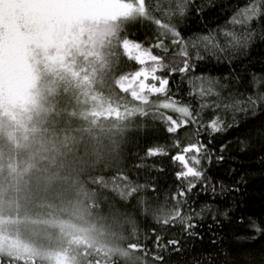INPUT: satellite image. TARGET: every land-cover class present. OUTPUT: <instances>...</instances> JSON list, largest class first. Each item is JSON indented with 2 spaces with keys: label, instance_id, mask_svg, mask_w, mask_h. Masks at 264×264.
<instances>
[{
  "label": "trees",
  "instance_id": "1",
  "mask_svg": "<svg viewBox=\"0 0 264 264\" xmlns=\"http://www.w3.org/2000/svg\"><path fill=\"white\" fill-rule=\"evenodd\" d=\"M198 2L204 5V12L199 15L189 12L180 21L179 27L185 39L222 25L233 7L244 0H198ZM130 19L119 24V36L127 29V34L132 39L141 41L145 46L155 42L156 30L153 25L147 22L131 24ZM257 31H264V26L258 25ZM115 54L119 55V51L117 50ZM109 58L110 63L104 70L109 77L103 80L104 88L83 89L80 85L85 81L82 70L76 72L72 78L60 71L55 76L53 88L45 86L41 89L39 107L44 128L47 127L55 133H67L74 138L71 141L73 147L86 151L80 163L75 162L81 171H77L75 175L79 179L76 182L87 190L88 206L92 214L100 218L101 224L113 225L114 235L116 234L113 249L111 251L94 249L97 254L93 258L99 257L102 264L105 261L112 264L113 258L116 264H127L126 258L122 256L127 244L140 241L151 250L150 255L158 254L164 257L162 264H264V238L260 236L253 238L249 231V221L264 223V110L258 108L254 115L236 113L235 122L230 112L218 110L225 125L231 126L225 127L220 133L212 134L211 143L209 137L202 133L203 142L208 143L212 159L211 162L202 160L200 167L205 170L206 179L196 181L197 187L189 194L188 203L200 213V216L194 221L197 224L193 230L195 235L188 236L179 226L169 228L157 223L154 218L142 216L131 208H125L118 200L116 192L103 191L89 180V174L92 176L102 174L110 180L117 171H120L129 176L133 184L145 185V188L136 195L153 207H171V195L179 190L180 185H187V181H177L175 173L181 166L171 159L177 152L173 146L176 136L165 131L166 125L163 122L136 120L133 111L139 102L116 88L115 72L121 70L131 73L139 70L140 66L121 58L120 66L117 68L114 58L112 56ZM191 75L218 79L221 83L228 84L232 95L242 99L243 96L252 94L253 76L264 78V39H255L246 50L237 53L230 61L197 62L195 72ZM111 77L113 82L109 79ZM170 80L171 94L177 102L200 112L201 119L207 121L211 110L208 108L201 110L200 106L218 102L216 98L189 95L191 85L181 79L180 74L170 77ZM107 100L120 101L123 113L107 115L100 111L99 114V109H102ZM54 110L67 112L68 115L63 116V119L71 118L72 126L79 125L81 131L73 135L68 126L59 121L57 126L53 127ZM139 123L140 128L136 131ZM101 129H114L116 135L104 143L101 139L95 141L91 138L92 134L101 132ZM194 132L195 130L189 127L179 134L182 146L195 141ZM78 138H82L81 144L77 142ZM1 143L13 146L9 140L0 139V145ZM222 145L223 152L220 151ZM157 147L169 154L152 157L146 155L148 149ZM14 148L10 149L11 152L7 151L6 158H3L5 151L0 150L4 159L3 162L2 158L0 159V165H3V168L7 167L5 171L7 181H16L20 177L17 171L21 168L19 158L21 153L18 148ZM96 150H99V155H96ZM221 155L224 159L217 161L216 157ZM22 156L29 158L22 172L29 171L35 165V158L33 155ZM12 160L16 164L11 165ZM84 160H87L88 167L84 166ZM0 175V181H4L2 170ZM201 183L207 184L208 187L201 188ZM153 187L155 192L150 190ZM131 203L135 205L136 199L133 198ZM109 204L119 207L120 213L110 210ZM133 227L136 229L135 237ZM153 230L165 240H180V251L175 252L171 247L155 249L152 242ZM37 264L42 263L38 260ZM147 264H153L152 260L148 259Z\"/></svg>",
  "mask_w": 264,
  "mask_h": 264
},
{
  "label": "rangeland",
  "instance_id": "2",
  "mask_svg": "<svg viewBox=\"0 0 264 264\" xmlns=\"http://www.w3.org/2000/svg\"><path fill=\"white\" fill-rule=\"evenodd\" d=\"M51 2L56 6L40 9V0H0V139L13 145L1 143L0 150L5 151L3 158L14 147L21 153L19 180L7 181V167L0 165L5 177L0 181V242L30 248L31 256L42 264H56L55 257L63 264H84L85 252L93 257L94 249L111 251L116 234L113 225L101 224L92 214L89 194L76 182L75 175L81 171L75 162L80 163L86 151L73 147L74 138L67 133L43 127L41 89L53 88L60 71L72 78L81 70L83 89L104 88L103 80L109 77L104 70L119 38L118 26L134 16L135 9L123 0ZM124 12L129 15L123 16ZM150 66L149 61L143 67ZM120 83L128 86L124 93L139 91L135 81ZM121 105L107 100L99 114L120 115ZM100 131L91 138L104 143L116 135L114 129ZM22 154L35 158L29 171L22 172L29 159Z\"/></svg>",
  "mask_w": 264,
  "mask_h": 264
},
{
  "label": "snow or ice",
  "instance_id": "3",
  "mask_svg": "<svg viewBox=\"0 0 264 264\" xmlns=\"http://www.w3.org/2000/svg\"><path fill=\"white\" fill-rule=\"evenodd\" d=\"M129 2L135 9V14L129 22L131 24L147 22L153 25L156 36L154 43L145 46L141 41L132 39L127 34V29L120 33L115 49L109 52V55L114 58L115 65L119 68L121 58H124L141 67L131 73L121 70L115 72L116 88L120 92H128V86L120 81H135L139 91L129 93L133 100L139 102L133 111L134 118L140 122H163L166 125L165 131L176 136L173 146L177 152L171 156V159L181 166L180 170L175 173L177 181H187V185H180L179 190L171 195V207H153L136 195L145 188V185L133 184L130 177L120 171H117L110 180L102 174L95 176L89 174V180L103 191L116 192L118 200L125 208H131L142 216L154 218L157 223L166 227L179 226L184 234L193 236L195 235L193 230L197 227L194 221L196 217L200 216V213L189 205V194L192 189L197 187L196 181L206 179L205 170L200 167L202 160L211 162L212 159L208 143L203 142L202 133L209 137V143H211L212 134L220 133L225 127L231 126L225 125L218 110L230 112L233 122H235L236 113L254 115L258 108L264 110V78L253 76L252 94L243 96L241 99L232 95L228 84L221 83L212 77L191 74L195 72L197 62L230 61L237 53L246 50L255 39H264V31H257L258 25L264 26V0H244L243 3L233 7L232 12L222 25L210 29L206 33L193 35L188 39H185L179 24L189 12L197 15L204 12V5H201L198 0H123L124 4ZM37 6L40 9H50L56 5L51 0H40ZM122 15L127 17L129 13L124 12ZM116 50L119 51V55L115 54ZM154 50H159V54L154 53ZM149 61L151 66L143 67ZM28 63H31V59ZM177 74H180L181 79L191 85L189 95L215 97L218 101L212 104H201V110L205 108L211 110L207 121H203L200 112L194 111L190 106L178 104L176 98L171 94L170 77ZM149 94L155 99H150ZM57 103L59 104V101ZM172 113L179 114L181 118H175ZM65 115L68 113L54 110L52 113L53 127H56L59 121L67 125L73 135L79 133L80 126L73 127L71 118L63 119ZM189 127L195 130L196 139L194 142H187L182 146L179 134ZM139 128L140 123L135 130L137 131ZM123 131L122 129L121 133ZM223 150L224 146L222 145L220 151L223 152ZM168 154L158 147L150 148L146 153L149 157ZM96 155H99V150H96ZM216 159L222 161L224 157L221 155ZM83 164L88 167L87 160H84ZM207 187V184L201 183V188L206 189ZM150 190L155 192L154 187ZM236 190L238 191V189ZM212 191H215L214 187ZM133 198L136 199L135 205L131 203ZM108 207L110 210L120 213V208L115 204H109ZM130 223L134 224L135 222L130 221ZM249 231L253 238L257 236L264 238V223L249 221ZM132 232L135 237V227ZM153 237L152 242L155 249L162 250L171 247L175 252L180 251V240H165L161 235L156 234L155 230H153ZM8 243L0 242V264H37V259L31 256L30 248L16 245L9 247ZM150 251L143 242H129L122 256L126 258L127 264H147L148 259H151L153 264H162L164 257L158 254L150 255ZM84 255L88 257L84 264H102L99 257L93 258L87 252ZM55 260L56 264H63L60 257H55ZM104 264H107V261ZM112 264H116L115 258L112 259Z\"/></svg>",
  "mask_w": 264,
  "mask_h": 264
}]
</instances>
